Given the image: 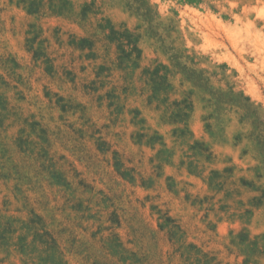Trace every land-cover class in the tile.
<instances>
[{"label":"rangeland","instance_id":"rangeland-1","mask_svg":"<svg viewBox=\"0 0 264 264\" xmlns=\"http://www.w3.org/2000/svg\"><path fill=\"white\" fill-rule=\"evenodd\" d=\"M0 264H264V0H0Z\"/></svg>","mask_w":264,"mask_h":264},{"label":"trees","instance_id":"trees-1","mask_svg":"<svg viewBox=\"0 0 264 264\" xmlns=\"http://www.w3.org/2000/svg\"><path fill=\"white\" fill-rule=\"evenodd\" d=\"M182 1H186V2H189L191 4H200L201 2H203V0H182ZM157 15V13H156ZM111 30H114L115 31V28L114 27H111ZM121 34H123V36H125L124 38L127 39L128 41V47L130 49V51L133 53V52H137L139 51V47L137 45L138 43V39H137V34L133 33L131 30H129L127 27H124L121 31ZM141 51V50H140ZM140 56V55H139ZM163 66V65H161ZM162 79H163V82L165 84H167V77L168 75H163L161 76ZM195 85H197L195 83ZM231 93H233L234 95H236L237 97V103H238V107L240 109H243L245 111H250L252 110V106H253V103H251V99L248 95L244 94L243 91H235L234 90V86H231ZM244 115L241 114V118L243 117Z\"/></svg>","mask_w":264,"mask_h":264}]
</instances>
